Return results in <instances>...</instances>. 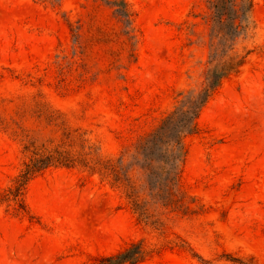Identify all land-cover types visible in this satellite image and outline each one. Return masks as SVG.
<instances>
[{
  "label": "rangeland",
  "instance_id": "rangeland-1",
  "mask_svg": "<svg viewBox=\"0 0 264 264\" xmlns=\"http://www.w3.org/2000/svg\"><path fill=\"white\" fill-rule=\"evenodd\" d=\"M127 1L130 34L109 0H0V264H114L139 242L143 258L122 264H264V0L237 44L245 63L185 138L172 202L136 145L205 80L207 3ZM58 115L120 181L51 165L15 195L29 137L58 141Z\"/></svg>",
  "mask_w": 264,
  "mask_h": 264
},
{
  "label": "trees",
  "instance_id": "trees-1",
  "mask_svg": "<svg viewBox=\"0 0 264 264\" xmlns=\"http://www.w3.org/2000/svg\"><path fill=\"white\" fill-rule=\"evenodd\" d=\"M108 3L114 9L115 16L123 23L126 33L130 34L133 29L134 12L129 2L109 0ZM206 3L205 22L209 26L210 52L205 80L199 87L191 89L176 108L154 130L142 136L136 145L135 155H142L151 161L147 168L154 178L157 195L162 194V197L171 202L184 195L180 186V174L187 153L185 138L196 131L197 119L202 109L224 78L239 70L245 63L246 56L237 51V44L253 25L254 0H206ZM55 120L57 130H61L58 141H55L57 139L55 136L37 143V138L29 137L26 149L32 150L33 155L16 180L15 195L22 193L33 175L51 165H81L120 181L116 176L119 175L116 165L110 160L104 161L95 147L87 145L85 143L87 140L72 131L60 115ZM78 143L81 147L75 149ZM127 194L139 216L146 217L135 187L131 186ZM134 246L133 249L112 256L111 258L115 257L116 260L114 264L141 260L144 256L142 243Z\"/></svg>",
  "mask_w": 264,
  "mask_h": 264
}]
</instances>
